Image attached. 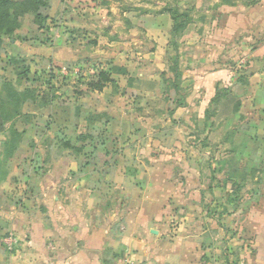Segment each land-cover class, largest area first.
<instances>
[{
  "label": "rangeland",
  "instance_id": "rangeland-1",
  "mask_svg": "<svg viewBox=\"0 0 264 264\" xmlns=\"http://www.w3.org/2000/svg\"><path fill=\"white\" fill-rule=\"evenodd\" d=\"M66 1L48 0L45 30H36L33 18L25 16L20 28L0 45V139L10 136L7 104L14 102L11 93L1 88V77L11 57L24 60L30 68L16 89H29V97L40 106L55 97L73 109L67 127L47 124L44 107L27 120L19 147L1 166L0 185L8 186L3 175L15 167L20 176L0 194V212L7 216L14 208L31 209L28 174L36 171L41 180L48 166L53 170L57 158L52 161V155L75 153L84 142L86 152L91 153L101 143L112 154L126 153L122 155L125 160L115 163L152 169L153 175L146 176L152 181L145 187L147 195L159 184L172 185L166 187L169 201L148 209L149 218L214 219L213 227L216 220L224 219L218 226L241 238L247 263L252 236L264 232V38L245 44L246 33L237 17L247 15L256 0H230L233 6L220 0H102L106 4L94 11L73 10ZM165 7L189 18L176 35L165 32L173 23L169 14L160 17ZM142 18L147 21L139 22ZM131 20L138 25L132 26ZM79 24L90 28H78ZM107 29L108 36L128 40L117 51L124 52L118 58L112 55V51L117 54L115 46L100 49L85 44L98 41ZM121 59L133 76L144 80L145 91H128L119 100L113 96L123 93L125 80H119L102 93L90 92L89 84L98 71L109 61L119 64ZM176 73L180 74L177 81ZM176 84L185 101L177 112L173 103L179 98ZM215 93L219 98L211 102ZM109 115L128 122L129 142L123 148L110 143ZM95 178L81 177L85 195L95 191ZM114 181L119 180L115 177ZM123 201L116 195L109 202L112 208L116 205V219H123ZM106 203L98 205L107 208ZM136 212L134 219H138ZM175 222L169 225L174 227ZM237 260L233 256L228 261Z\"/></svg>",
  "mask_w": 264,
  "mask_h": 264
},
{
  "label": "crops",
  "instance_id": "crops-1",
  "mask_svg": "<svg viewBox=\"0 0 264 264\" xmlns=\"http://www.w3.org/2000/svg\"><path fill=\"white\" fill-rule=\"evenodd\" d=\"M160 15L168 18L167 13ZM237 18L239 27L246 33L245 44L264 38V0L255 3L247 15L242 14ZM143 21H147V18H142L139 22ZM131 22L132 26L138 25L132 20ZM77 26L85 30L90 28L82 24ZM171 27L172 23L165 32L170 33ZM90 30L97 32L93 28ZM108 30L98 36V41H87L85 44L91 43L94 47L100 46V49L115 46L114 51H122L128 40L108 36ZM105 36L108 37L106 41ZM67 44H70V41ZM121 53L124 52L116 54L112 51L115 58ZM98 61L102 62V58ZM115 63H106L108 65L105 70ZM119 64L128 69L122 59ZM128 72L138 83L133 88H128L126 78L113 77L116 82L125 80L123 93H113L119 100L128 91H145L144 80L133 76L129 69ZM105 89L107 87L101 92H90L102 93ZM183 107L174 109L177 112ZM72 110L71 107V113ZM109 116L110 143L113 141L121 145L117 136L111 134V119L117 122L124 120ZM46 120L49 124L48 118ZM71 122L72 120L67 126ZM128 142L129 137L122 148ZM85 144L86 142L76 147L75 153L62 152L52 155V161L54 157L57 158L52 164L53 170L48 166L47 174L41 180L36 171L28 174L27 205L30 210L14 208L7 216L0 212V264H231L228 260L233 256L238 259L234 264H264V232L252 236V256L247 258L246 263L243 255L245 244L241 238L237 234L230 235L223 225L218 226L224 219L220 222L216 220V226L213 227L214 219L149 218L148 209L159 205L163 207L169 201L170 192L166 187L172 188V185L162 187L159 184L156 190L147 195L148 187H145L152 181L147 180L146 176L147 173L153 175L152 169L149 171V168H143L142 165L128 167L125 162L115 163L116 160H125L122 155L126 153L112 154L110 148L106 151L101 143L95 145L94 150L88 153ZM43 153L45 158L49 159L48 152ZM71 172L75 173H72L73 179H69ZM19 173L15 167L12 172L3 176L2 181L8 182V186L0 185V194L6 187L14 186L12 181L20 176ZM88 174L96 177L92 185L95 187L92 195H85L83 192L86 183L81 181V177ZM101 177L107 178L99 182ZM115 177L119 181H114ZM116 195H121L125 203L123 219H116V205L112 208L109 203ZM104 201L108 204L107 208L98 205ZM135 212L138 219L132 217ZM90 214L93 217L88 219ZM172 220H176L174 227L169 225Z\"/></svg>",
  "mask_w": 264,
  "mask_h": 264
},
{
  "label": "trees",
  "instance_id": "trees-1",
  "mask_svg": "<svg viewBox=\"0 0 264 264\" xmlns=\"http://www.w3.org/2000/svg\"><path fill=\"white\" fill-rule=\"evenodd\" d=\"M226 5L233 6L234 4L230 0H220ZM256 0L255 3H257ZM67 4L72 7L73 10L85 11L96 10L100 5H105L106 2L102 0H67ZM50 11V4L48 0H0V45L4 41L7 35L16 32L21 26V19L25 16H31L33 23L37 25L36 30H45V23L49 19L48 13ZM160 13H167L171 16L173 21L171 27V33L176 35L184 29L188 24V16L185 13L179 14L176 10L170 8H162ZM178 19H181L178 22ZM72 32V31H71ZM175 69V67H174ZM30 74V68L24 63V60L18 57H11L3 69V75L1 77V88L11 93L13 97V105H8V121L10 122V136L4 138L1 142L4 148L1 153L0 160V173L1 166L7 159H11V154L17 147H19V139L26 134L25 124L27 120L36 114L41 113V108L47 109V118L49 124H55L58 126H67L71 120V106L68 102L63 100L55 101L52 97L44 103L43 106L37 104L31 97H29V89L18 90L14 86L20 83ZM124 77L128 88H133L137 80L129 75L128 69L119 64H112L108 70L101 69L98 71L95 79L89 84L90 91L101 92L106 86H117V82L113 77ZM176 81L180 79V74H175ZM176 94L179 98L174 100V108L183 107L185 104L183 95L179 94L181 88L176 84L174 86ZM219 98V93H215L212 101H216ZM3 102L0 101V104ZM1 108V106H0ZM0 109V116L1 114ZM4 120H6L4 118ZM112 132L116 135L123 145L128 140L129 125L127 121L117 122L111 119ZM118 128L121 132H118ZM68 144V143H67ZM6 148V149H5ZM5 175V174H4ZM3 175V176H4Z\"/></svg>",
  "mask_w": 264,
  "mask_h": 264
}]
</instances>
